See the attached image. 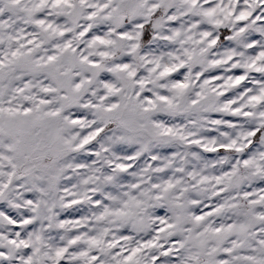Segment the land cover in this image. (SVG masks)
<instances>
[{"label": "snow or ice", "instance_id": "6c2138e0", "mask_svg": "<svg viewBox=\"0 0 264 264\" xmlns=\"http://www.w3.org/2000/svg\"><path fill=\"white\" fill-rule=\"evenodd\" d=\"M0 264H264V0H0Z\"/></svg>", "mask_w": 264, "mask_h": 264}]
</instances>
